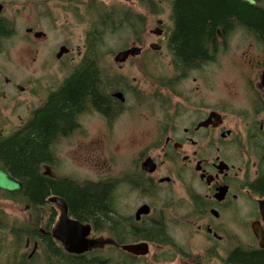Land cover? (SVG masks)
I'll list each match as a JSON object with an SVG mask.
<instances>
[{
	"label": "flooded vegetation",
	"instance_id": "1",
	"mask_svg": "<svg viewBox=\"0 0 264 264\" xmlns=\"http://www.w3.org/2000/svg\"><path fill=\"white\" fill-rule=\"evenodd\" d=\"M204 1L0 0V146L43 132L36 164L0 156V172L21 185L0 189V264L264 255V0ZM117 33L130 36L108 48L105 35ZM192 36L206 52L179 58ZM93 62L102 98L60 107L66 82ZM65 142L76 168H90L82 187L62 170ZM61 182L89 187L91 201L77 203L73 188L69 203Z\"/></svg>",
	"mask_w": 264,
	"mask_h": 264
},
{
	"label": "trees",
	"instance_id": "2",
	"mask_svg": "<svg viewBox=\"0 0 264 264\" xmlns=\"http://www.w3.org/2000/svg\"><path fill=\"white\" fill-rule=\"evenodd\" d=\"M233 1V0H232ZM206 4L210 3V0L204 1ZM223 4L227 5H233L231 4L230 0H223ZM226 10V9H224ZM185 18H187L186 13H184ZM191 18L185 19L182 21L184 26L186 24L190 26H196L193 21H190ZM188 22V23H187ZM199 27H206V23L203 22V24H198ZM208 34L202 35V37H208ZM183 42L185 35L182 34ZM191 48L189 49V52L184 48L179 46L177 56L179 58H192L193 55H202L206 51L202 49L201 41L196 42L192 36L191 40ZM195 44H197V48L193 47ZM95 53H97V50L95 49ZM103 74L100 66L97 62H93L90 65H83L79 67L76 72L73 74L72 78L69 79L64 89L62 90V93L59 94L62 97V102L60 104V107L62 108H74L75 110H79L85 106L86 100L89 97H92L93 99H100L102 98L99 91L97 84L100 82V75ZM72 85L75 86L74 89L70 87ZM58 95V96H59ZM68 113V112H67ZM66 112H62V117L67 116ZM43 138V132L39 128H35V130L27 131L24 133H19L16 135L13 139L16 140L14 143H7L4 142L0 146V156L2 157V161H4L5 164H10L12 162V156L19 159L22 163L31 164L34 165L38 162V156L40 152V146L38 142L42 140ZM12 139V140H13ZM11 141V140H10ZM33 141V142H29ZM47 155V151H46ZM31 170V169H30ZM61 187V190H59V194L67 199L69 203H74L72 199V191L71 189L75 188L77 190L76 195V201L77 203H83V202H90L91 199L87 194H89V187L85 189H77L73 185H71L68 182H61L59 183ZM99 192V188L95 189V193ZM48 194V193H47ZM80 211V209H79ZM241 264H264V255H256L252 259H247Z\"/></svg>",
	"mask_w": 264,
	"mask_h": 264
},
{
	"label": "rangeland",
	"instance_id": "3",
	"mask_svg": "<svg viewBox=\"0 0 264 264\" xmlns=\"http://www.w3.org/2000/svg\"><path fill=\"white\" fill-rule=\"evenodd\" d=\"M74 38L76 39L77 43L80 46H83L84 44V37L85 34L83 33L82 28H79L76 34H73ZM130 36V34H122V33H117V34H113V35H109L107 36V34L105 35V42L106 43H110L112 46H109L108 48L111 49H115L118 44L125 42L128 37ZM123 48V45H119L118 48ZM117 52V51H114ZM109 64H111L112 66L113 63L110 61L109 57H107ZM115 67V66H114ZM136 77L139 78L142 82V84L145 82L144 79H142L139 75L134 74L132 75V77L130 78V81H132V78ZM148 101V99H146L145 97H143V101L142 104H140V106L142 108H146L148 107L146 105V102ZM111 153H114V148L110 147ZM59 151L62 154V170L66 173H68L69 175H75L76 179H79V186H84V181L87 180L88 176H90L89 171L90 168L87 167H81V168H76L75 164L72 162V158H71V146L69 143H63L59 146ZM81 164H85V162H82ZM68 180L72 181L73 177H69L67 178Z\"/></svg>",
	"mask_w": 264,
	"mask_h": 264
},
{
	"label": "water",
	"instance_id": "4",
	"mask_svg": "<svg viewBox=\"0 0 264 264\" xmlns=\"http://www.w3.org/2000/svg\"><path fill=\"white\" fill-rule=\"evenodd\" d=\"M239 1L247 2L251 5H254L253 0H239ZM129 54H130V52L118 54V56L116 58V62L119 63V62L124 61L129 56ZM0 189L7 191V192H16V191H19L21 189V185L16 183L15 181L11 180L7 174L0 172ZM56 201L60 202V203L62 202L65 205L64 201H62V200H56ZM64 210H65V212L63 215V221L65 222V220H68L66 206L64 207ZM256 235L259 239L260 246L262 248H264V235L263 234L261 235L259 233H256Z\"/></svg>",
	"mask_w": 264,
	"mask_h": 264
}]
</instances>
